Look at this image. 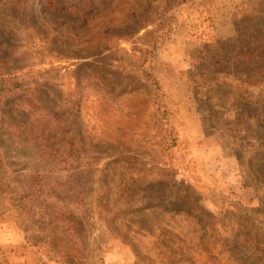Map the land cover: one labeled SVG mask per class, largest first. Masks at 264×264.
<instances>
[{
    "label": "rangeland",
    "instance_id": "1",
    "mask_svg": "<svg viewBox=\"0 0 264 264\" xmlns=\"http://www.w3.org/2000/svg\"><path fill=\"white\" fill-rule=\"evenodd\" d=\"M261 2L0 0L5 112L31 123L11 107L26 91L67 126L60 164L5 151L14 190L43 195L0 203L28 245L45 240L51 206L67 213L58 250L84 249L85 264H234L241 228L264 264V79L221 87L208 74Z\"/></svg>",
    "mask_w": 264,
    "mask_h": 264
},
{
    "label": "trees",
    "instance_id": "2",
    "mask_svg": "<svg viewBox=\"0 0 264 264\" xmlns=\"http://www.w3.org/2000/svg\"><path fill=\"white\" fill-rule=\"evenodd\" d=\"M249 19L251 20L250 28L246 30V33H239L236 37L226 42L227 45L232 44L229 45L226 61L220 60L213 65L208 62V74L210 80H213L211 83L215 81V85H217V81L221 87H225V82L230 81V79L242 85H248L259 78L264 79V0H262L260 5H254V10L251 12ZM213 40L214 39L211 38L209 43ZM205 48L208 57H210L212 51L210 50L209 44L208 47ZM232 64L236 67V73L233 72V74H231ZM214 65L218 67H214ZM217 75H219L218 77L220 78L215 80ZM1 92L2 91H0V93ZM20 93H22L23 96L18 98L17 104L11 107H14V109H16L15 112L21 116H23V112H28V116H33L34 118L31 123L19 121L17 119L18 117H9V113L5 112V110L9 109L10 104L8 100L14 97L15 94L11 95L7 92L5 95L0 94V203L6 201H12L14 203H34V201L43 197L42 191H33L34 187L32 184H25L19 192L14 190V184L17 183V181H15L16 173L13 172L10 158L6 156L5 151L10 149L13 154H17L23 150L30 151L36 159L37 166L40 164L44 167H48V165L51 167L52 164L61 163L60 160H57L58 152H62L64 149L63 146L66 144V134L64 130L67 126L62 118L51 117L49 112L44 109V104L40 101L39 97V100H29L26 91L21 92V90H18L17 94L19 95ZM32 96L33 93L31 94V97ZM25 101L29 103L26 109L23 108ZM33 111H37L35 117L34 114H30ZM36 168L38 169V167ZM47 169V173L52 170L51 168ZM45 175L46 174H43L39 169L32 171L30 174L34 180L40 179V177L42 178ZM33 198L37 200H33ZM172 206V204H169L166 208H172ZM27 209L29 208L24 207L22 211H27ZM28 211H31V209ZM174 212L177 211L175 210ZM42 215V219L45 222V240L43 242L35 241L31 243L41 249L42 247H46L48 251L44 253L36 247L34 248V246L32 248L53 263L85 264L84 249L82 252L58 250L59 246L65 244L67 235L69 234V228L66 226L67 213L62 209L47 206L46 210L42 212ZM245 223L250 226L248 222ZM236 231L237 233L231 237L235 245L231 250L232 253H228L232 255L230 256L231 262L234 264L261 263L262 260L256 253L251 251L248 252L245 248V245L253 244V240H247V235L243 233V228ZM26 243L28 245L27 240ZM1 256L6 257L10 262L8 264H12L10 256L8 257L0 254V258Z\"/></svg>",
    "mask_w": 264,
    "mask_h": 264
},
{
    "label": "crops",
    "instance_id": "3",
    "mask_svg": "<svg viewBox=\"0 0 264 264\" xmlns=\"http://www.w3.org/2000/svg\"><path fill=\"white\" fill-rule=\"evenodd\" d=\"M14 212L0 213V254L10 256L12 264H57L27 245L24 233L16 227Z\"/></svg>",
    "mask_w": 264,
    "mask_h": 264
}]
</instances>
